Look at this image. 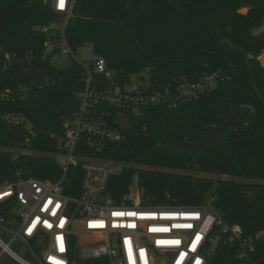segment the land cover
Returning <instances> with one entry per match:
<instances>
[{
    "label": "trees",
    "instance_id": "obj_1",
    "mask_svg": "<svg viewBox=\"0 0 264 264\" xmlns=\"http://www.w3.org/2000/svg\"><path fill=\"white\" fill-rule=\"evenodd\" d=\"M199 1H76L66 28L70 45L103 56L116 77L138 76L151 92L171 96L184 81L216 74L212 88L177 107L169 100L146 105L137 119L126 112L131 126L125 138L102 152L125 163L122 173L110 178L107 194L119 201L136 181L152 206L194 207L214 197L223 219L241 225L244 236L264 233V31L253 33L264 26V0ZM61 21L46 0H0V186L19 176L52 182L65 176V192H81L82 166L64 174L58 154L62 117L80 105L83 69L72 60L44 58L46 37L40 32ZM37 68L46 71L17 81V73ZM241 106L250 111L242 123L226 128L222 140L190 159L171 149V141L195 144ZM60 107L63 113L54 115ZM254 194L251 205L248 196ZM211 263L264 264V238L255 243L250 260L221 245Z\"/></svg>",
    "mask_w": 264,
    "mask_h": 264
},
{
    "label": "built area",
    "instance_id": "obj_2",
    "mask_svg": "<svg viewBox=\"0 0 264 264\" xmlns=\"http://www.w3.org/2000/svg\"><path fill=\"white\" fill-rule=\"evenodd\" d=\"M62 15L59 24L40 29L46 37L44 58L83 69L79 108L64 115L58 162L64 174L81 165V192H65L64 177L52 182L15 177L0 186V264H76L77 258L105 259L106 264H212L221 245L234 247L240 260H250L264 233L244 236L239 224H228L214 206L157 205L144 202L136 181L119 201L107 194L109 180L125 163L105 158L110 142L125 138L116 115L137 119L142 107L169 100L171 107L212 88L216 74L184 81L177 95L151 92L143 81H124L107 60L92 50L78 55L66 28L77 0H46ZM19 118L16 119V121ZM130 121V120H129ZM131 126V123H130ZM29 142V139H27ZM80 226V228H78Z\"/></svg>",
    "mask_w": 264,
    "mask_h": 264
},
{
    "label": "water",
    "instance_id": "obj_3",
    "mask_svg": "<svg viewBox=\"0 0 264 264\" xmlns=\"http://www.w3.org/2000/svg\"><path fill=\"white\" fill-rule=\"evenodd\" d=\"M200 3H203V0L199 1ZM264 31V26L256 29L253 31V33L255 35H259ZM46 70L44 68H37L35 70H30V71H22L17 73V81L18 82H22V81H26V80H30V79H35L37 78L39 75L43 74ZM64 111L63 107L57 108L54 111V115L58 116L60 114H62ZM250 111V108L247 106H241L238 107L232 114L226 116L225 118H223L218 125L208 129L206 136L204 138H202L201 140H199L198 142H196L193 145L190 146H184V145H180L174 141H171L170 143V147L173 151L175 152H181L184 153L188 156V158L190 159L200 148L205 147L209 144H211L212 142L215 141H220L223 139L224 137V133L225 130L228 126L230 125H236V124H240L243 121V118L245 117V115ZM117 118V124L124 130V131H128L130 128V121L129 119L121 113H118L116 115ZM161 144H159L160 146ZM257 196L254 195H250L248 196V200L250 201L251 205L254 203V201L256 200ZM160 264H168L166 259H162Z\"/></svg>",
    "mask_w": 264,
    "mask_h": 264
},
{
    "label": "rangeland",
    "instance_id": "obj_4",
    "mask_svg": "<svg viewBox=\"0 0 264 264\" xmlns=\"http://www.w3.org/2000/svg\"><path fill=\"white\" fill-rule=\"evenodd\" d=\"M86 52H88V54L91 52V48L90 47H87V48H81L80 50H79V52H78V55H80V54H83V53H86ZM146 75V74H145ZM134 79L135 80H139V77L138 76H136V77H134ZM78 228H80V226H78Z\"/></svg>",
    "mask_w": 264,
    "mask_h": 264
},
{
    "label": "crops",
    "instance_id": "obj_5",
    "mask_svg": "<svg viewBox=\"0 0 264 264\" xmlns=\"http://www.w3.org/2000/svg\"><path fill=\"white\" fill-rule=\"evenodd\" d=\"M263 54H264V53H263ZM263 54H262V55H263ZM262 55H261V56H262ZM261 56L259 57L260 60H261ZM261 62L264 64V62H263L262 60H261Z\"/></svg>",
    "mask_w": 264,
    "mask_h": 264
},
{
    "label": "snow or ice",
    "instance_id": "obj_6",
    "mask_svg": "<svg viewBox=\"0 0 264 264\" xmlns=\"http://www.w3.org/2000/svg\"><path fill=\"white\" fill-rule=\"evenodd\" d=\"M61 6H63V0H61Z\"/></svg>",
    "mask_w": 264,
    "mask_h": 264
}]
</instances>
